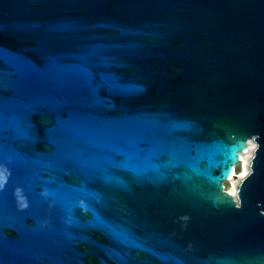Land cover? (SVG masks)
<instances>
[{
  "label": "water",
  "instance_id": "1",
  "mask_svg": "<svg viewBox=\"0 0 264 264\" xmlns=\"http://www.w3.org/2000/svg\"><path fill=\"white\" fill-rule=\"evenodd\" d=\"M0 183V264H264V0H0Z\"/></svg>",
  "mask_w": 264,
  "mask_h": 264
},
{
  "label": "bare ground",
  "instance_id": "2",
  "mask_svg": "<svg viewBox=\"0 0 264 264\" xmlns=\"http://www.w3.org/2000/svg\"><path fill=\"white\" fill-rule=\"evenodd\" d=\"M253 147H254V144L252 143V142H249L248 144H247V148H246V150L243 152V153H241L240 154V157H239V162L237 163L239 166H240V170H239V175H238V180L236 181V180H234V175H235V173H236V165L237 164H235L234 166H233V168H232V171H231V173L229 174V176H231V179H233V180H231V179H229L228 178V181L227 182H229V181H231V188H230V190H227L230 194L233 192V190H235V187H236V185H237V183H238V181L242 178V177H244V176H241V173L242 172H248V164H249V157H250V155H251V152H252V150H253ZM234 173V174H233ZM226 181L224 182V184H226ZM234 197H236V194L235 195H233Z\"/></svg>",
  "mask_w": 264,
  "mask_h": 264
},
{
  "label": "rangeland",
  "instance_id": "3",
  "mask_svg": "<svg viewBox=\"0 0 264 264\" xmlns=\"http://www.w3.org/2000/svg\"><path fill=\"white\" fill-rule=\"evenodd\" d=\"M237 167H236V173H235V175H234V180H238V175H239V170H240V166L237 164L236 165ZM231 180H233V179H231ZM228 181V180H227ZM226 181V184H224V189H226V190H230V188H231V181H229V182H227ZM239 182V181H238Z\"/></svg>",
  "mask_w": 264,
  "mask_h": 264
},
{
  "label": "clouds",
  "instance_id": "4",
  "mask_svg": "<svg viewBox=\"0 0 264 264\" xmlns=\"http://www.w3.org/2000/svg\"><path fill=\"white\" fill-rule=\"evenodd\" d=\"M9 174H10V173H9ZM4 182H6V177H4ZM0 188H3V183H0ZM21 192H22L21 189H17L15 194H16L17 196H19ZM21 206H22V207H25L26 204H21Z\"/></svg>",
  "mask_w": 264,
  "mask_h": 264
},
{
  "label": "snow or ice",
  "instance_id": "5",
  "mask_svg": "<svg viewBox=\"0 0 264 264\" xmlns=\"http://www.w3.org/2000/svg\"><path fill=\"white\" fill-rule=\"evenodd\" d=\"M234 174V173H233ZM247 173L246 172H242L241 173V176H244V175H246ZM229 179H231V176H229L228 177ZM232 195H235L236 193H235V190H233V192L231 193Z\"/></svg>",
  "mask_w": 264,
  "mask_h": 264
},
{
  "label": "built area",
  "instance_id": "6",
  "mask_svg": "<svg viewBox=\"0 0 264 264\" xmlns=\"http://www.w3.org/2000/svg\"><path fill=\"white\" fill-rule=\"evenodd\" d=\"M241 154V153H240ZM240 157V156H239ZM229 177V176H228ZM228 179V178H227ZM225 188V187H224Z\"/></svg>",
  "mask_w": 264,
  "mask_h": 264
}]
</instances>
